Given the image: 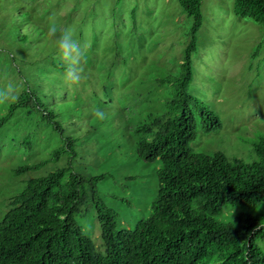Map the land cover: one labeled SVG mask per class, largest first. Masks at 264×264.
<instances>
[{"label":"rangeland","instance_id":"374dc122","mask_svg":"<svg viewBox=\"0 0 264 264\" xmlns=\"http://www.w3.org/2000/svg\"><path fill=\"white\" fill-rule=\"evenodd\" d=\"M236 1L202 0L203 24L192 56L193 80L188 92L220 117L223 128L207 134L199 125L192 147L251 163L255 158L251 141L264 132V27L236 15ZM24 11L31 14L36 33L43 35L38 43L31 39L27 22L21 20ZM53 22L57 35L71 29L86 55L80 82L65 84V93L52 84L56 80L57 87L63 81L48 57L49 48L55 51L54 38L48 33ZM193 25L179 0H0V92L6 93V98L0 97V117L25 87L19 74L24 66L27 77L55 94L52 102L62 111H58L59 119L66 135L80 140L75 167L88 175H108L100 191L107 205L117 211L123 229L133 230L147 218L158 196L160 163L147 164L138 158L140 137L134 128L165 113V103L172 99L171 87L159 80L180 73ZM23 35L29 37L25 46L20 43ZM29 44L44 51L38 53ZM55 63L58 68L66 67L59 58ZM42 65L48 67L43 77L36 72ZM111 82L118 83L115 93L105 88ZM126 97L135 99L129 110L125 109ZM75 101L80 104L58 109V104ZM97 111L104 113L103 119L95 115ZM62 145L60 135L40 118H28L22 111L14 114L0 132V218L28 180L66 167L69 157L51 160L41 170L18 177L13 170L43 164ZM244 211L243 207H227L218 220L229 223ZM78 221L103 251L100 225L91 206Z\"/></svg>","mask_w":264,"mask_h":264},{"label":"trees","instance_id":"16d2710c","mask_svg":"<svg viewBox=\"0 0 264 264\" xmlns=\"http://www.w3.org/2000/svg\"><path fill=\"white\" fill-rule=\"evenodd\" d=\"M179 1L194 25L180 73L159 80L171 87L172 99L165 103L162 116L134 128L140 137L138 158L147 164L160 163L159 192L151 203L150 215L133 230L120 227L117 211L107 205L100 191L108 175H88L75 167L79 139L66 135L59 119L58 111H62L52 102L55 94L27 77L23 66L19 74L25 87L7 114L0 117V132L14 114L22 111L28 118H40L50 125L63 145L43 164L19 166L14 175L41 170L49 161L64 156L69 157V163L28 180L23 191L10 201V209L0 222V264H264V132L251 141L256 158L251 163L222 152H197L192 147L199 125L203 133L210 134L222 130L223 123L188 92L193 80L192 56L203 24L202 0ZM235 13L264 27V0H237ZM21 20L27 22L31 39L38 43L43 35L36 33L31 14L24 11ZM20 43L27 45L29 37L23 35ZM29 47L38 53L44 51L34 44ZM49 52L55 75H63L66 67L58 68L55 63L56 50L49 48ZM46 68L37 67V74L45 75ZM55 82L54 88L65 93V83L60 80L56 87ZM116 84L111 82L105 88L114 90ZM128 99L130 103L135 99L125 98V109L129 110L133 104L129 105ZM115 101L111 100V105ZM78 104L61 103L58 109ZM124 202L132 206L127 199ZM87 206L92 207L99 222L103 251L78 221ZM227 207L246 211L229 223L220 222L218 217ZM259 209L261 213H252Z\"/></svg>","mask_w":264,"mask_h":264},{"label":"clouds","instance_id":"9594fccd","mask_svg":"<svg viewBox=\"0 0 264 264\" xmlns=\"http://www.w3.org/2000/svg\"><path fill=\"white\" fill-rule=\"evenodd\" d=\"M48 33L54 38L55 50L58 58L66 65L65 72L63 74V81L67 85L78 84L81 80L82 73L84 72V64L86 62L84 47L74 38V34L71 29H66L61 34L57 35L58 27L55 22L49 25ZM9 88H11V85H9ZM0 97L6 98V93L0 92ZM95 115L101 119L104 117V113L100 111H97ZM13 198L9 200L7 211L10 209L9 204ZM5 215L6 214L4 213L0 218V222Z\"/></svg>","mask_w":264,"mask_h":264}]
</instances>
